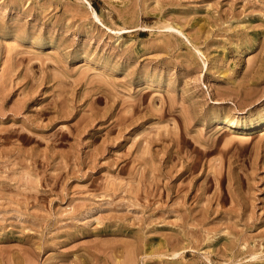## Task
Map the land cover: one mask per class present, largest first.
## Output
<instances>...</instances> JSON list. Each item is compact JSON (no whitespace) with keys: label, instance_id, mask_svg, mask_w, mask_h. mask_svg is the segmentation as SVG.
I'll return each instance as SVG.
<instances>
[{"label":"rangeland","instance_id":"rangeland-1","mask_svg":"<svg viewBox=\"0 0 264 264\" xmlns=\"http://www.w3.org/2000/svg\"><path fill=\"white\" fill-rule=\"evenodd\" d=\"M0 264H264V0H0Z\"/></svg>","mask_w":264,"mask_h":264},{"label":"bare ground","instance_id":"bare-ground-1","mask_svg":"<svg viewBox=\"0 0 264 264\" xmlns=\"http://www.w3.org/2000/svg\"><path fill=\"white\" fill-rule=\"evenodd\" d=\"M219 125L217 126L216 130L223 129L224 131H229L230 129H233V128H237L238 127V124L236 122H234V121H229L226 124L221 125V126H219Z\"/></svg>","mask_w":264,"mask_h":264}]
</instances>
